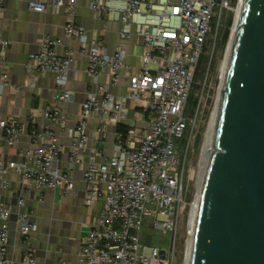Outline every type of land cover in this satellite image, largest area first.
Here are the masks:
<instances>
[{
    "label": "built area",
    "instance_id": "1",
    "mask_svg": "<svg viewBox=\"0 0 264 264\" xmlns=\"http://www.w3.org/2000/svg\"><path fill=\"white\" fill-rule=\"evenodd\" d=\"M4 1L0 0L1 86L10 81L9 42L2 29ZM241 4L238 0L236 17ZM50 6L65 9V37L79 47L60 55L61 40L45 36L40 50L29 55L27 69L32 87L39 75H55L57 103L27 123L0 120V139L8 147L16 148L26 136L18 159L0 158V264H14L8 257L13 218L22 248L20 264H40L34 242L38 207L45 203L47 192L76 195V170L82 172L84 206L93 210L101 204L99 215L79 240L77 264H170L172 254L166 251L162 257L152 243L145 244L142 229L145 217H150L154 218L150 227L177 232L186 202L185 179L194 176V169L188 167L189 150L208 76L194 116L187 119L185 110L201 60L212 45L207 75L211 68L223 12L234 6L231 0H90L96 18L106 19L113 13L121 23L122 43L112 53L103 38L90 36L78 22L79 0L28 2L30 10L40 13ZM134 37L145 49L136 65L128 61L126 44ZM75 54L87 60L91 90L80 105L75 126L69 129L71 143L64 161L66 148L59 130L68 127L62 105L75 99L67 88ZM107 75L110 82L103 83ZM123 79H127L126 94L116 95L111 88L119 87ZM129 102L135 109L131 116ZM96 119L90 138L88 130ZM110 124L116 127V136L108 156L103 147L89 148V142L102 143ZM121 124L128 126L126 132L118 130ZM188 129L189 141L182 145ZM13 174L21 187L16 209L4 199L14 195Z\"/></svg>",
    "mask_w": 264,
    "mask_h": 264
},
{
    "label": "water",
    "instance_id": "2",
    "mask_svg": "<svg viewBox=\"0 0 264 264\" xmlns=\"http://www.w3.org/2000/svg\"><path fill=\"white\" fill-rule=\"evenodd\" d=\"M217 109L189 264H264V0H242Z\"/></svg>",
    "mask_w": 264,
    "mask_h": 264
},
{
    "label": "crops",
    "instance_id": "3",
    "mask_svg": "<svg viewBox=\"0 0 264 264\" xmlns=\"http://www.w3.org/2000/svg\"><path fill=\"white\" fill-rule=\"evenodd\" d=\"M30 0H5V13L2 19L3 36L9 45L6 59L10 81L8 85H0V120L13 118L22 123L30 121L32 116H41L42 111L52 108L57 103L55 100L58 91L55 75L51 72L39 75L36 86L32 87L31 77L27 69L28 57L31 53L40 50V42L45 36L57 38L61 43L57 45L60 55H65L68 49L77 50L79 43L68 40L64 34L67 16L64 8L49 7L46 12L40 13L29 9ZM50 1V0H45ZM90 0H79L78 22L83 24L90 36H99L105 41L106 49L112 53L122 43L120 38L121 23L114 17L98 19L89 7ZM139 41L136 37L126 42L129 50L128 61L137 64ZM145 49L143 48V52ZM142 52V53H143ZM136 54V56H135ZM87 60L75 54V60L70 72L67 88L74 93L75 99L71 103L63 104L62 108L68 116V127L59 130L61 142L65 146L62 158L68 160V149L71 143L69 129L73 128L78 120L81 103L86 99L91 90L90 78L87 74ZM103 83H109V75L102 78ZM127 79H123L119 87H112L116 95H125ZM130 116L135 113L133 102H129ZM97 119L91 124L88 134L93 138V128ZM116 127L108 125L106 137L102 143L90 139L89 148L103 147L108 156H111L115 144ZM26 136L16 148L8 147L0 139V158L6 161L19 158V151L26 147ZM87 157V153L85 155ZM77 193L61 197L60 192L46 193V201L38 207L39 231L35 236V248L40 264H77V250L80 238L91 227L93 217L99 215L101 204L95 209L88 210L83 203L84 183L82 172L76 170ZM14 195L4 199L14 209L19 190L21 189L16 175H12ZM59 199L61 201H59ZM29 201V205H31ZM66 205L65 210L58 207ZM11 239L8 257L14 264H20L22 248L16 231V223L11 221Z\"/></svg>",
    "mask_w": 264,
    "mask_h": 264
},
{
    "label": "rangeland",
    "instance_id": "4",
    "mask_svg": "<svg viewBox=\"0 0 264 264\" xmlns=\"http://www.w3.org/2000/svg\"><path fill=\"white\" fill-rule=\"evenodd\" d=\"M233 1V0H231ZM234 9H227L223 12V19L221 28L219 31V36L221 34L222 28L228 23L232 17L231 24L228 28V39L225 43L218 42L214 53L211 68L207 75L209 69V63L211 59V54L213 51V46L206 50L205 56L206 60L200 66L198 73L196 74L195 83L191 90V94L187 103L185 110V117L190 119L196 113L198 103L200 100L201 91L207 77V84L205 86V92L202 97V105L199 110V115L197 118V124L194 129L193 137L191 139L189 158H188V167L194 169L193 179H189L186 176L185 184L187 187L186 192V202L182 204L181 207V217L177 232L175 234L174 248L172 253V263L171 264H187V255L190 245V221H191V205L195 203L198 196V187L199 181L202 173L203 159L205 154V144L207 142L208 134L210 132L214 112L217 109L218 97L220 86L222 82V72L224 69V64L228 50L230 47V38L236 21V5ZM114 17V14L111 13L108 18ZM137 39V38H136ZM143 52V47L139 46L137 53L140 55ZM134 126L137 124L133 123ZM190 130L188 129L185 133V136L181 141L182 145H185L189 141ZM59 193V190L57 191ZM60 209H67L66 205L59 204ZM193 209V207H192ZM163 217H160L162 220ZM154 218L145 217V222L142 229V236H145L147 233H151L153 236L152 245L157 247L159 250L170 251L172 233L166 232L160 228L150 227V223ZM168 264V262H165Z\"/></svg>",
    "mask_w": 264,
    "mask_h": 264
},
{
    "label": "bare ground",
    "instance_id": "5",
    "mask_svg": "<svg viewBox=\"0 0 264 264\" xmlns=\"http://www.w3.org/2000/svg\"><path fill=\"white\" fill-rule=\"evenodd\" d=\"M240 12V8L238 10V15ZM238 15L234 24V28L237 24V20H238ZM229 53H230V47L228 50V54L226 56V60H225V64H224V69H223V74H222V79L224 78L225 72H226V68H227V64H228V59H229ZM218 104V103H217ZM217 110L214 112V116H213V120H212V124H211V128H210V132L208 134V138H207V142L205 144V154H204V159H203V166H202V173H201V177H200V181H199V187H198V196L196 198L195 203L193 204V209H192V214H191V221H190V233H191V238H190V245H189V249H188V255H187V264L190 263V253H191V244H192V236H193V232H194V228H195V223H196V216H197V211H198V204H199V199H200V193L202 190V185L204 182V178L206 175V171H207V167H208V161L210 158L211 153L213 152V136H214V131H215V126H216V120H217Z\"/></svg>",
    "mask_w": 264,
    "mask_h": 264
},
{
    "label": "trees",
    "instance_id": "6",
    "mask_svg": "<svg viewBox=\"0 0 264 264\" xmlns=\"http://www.w3.org/2000/svg\"><path fill=\"white\" fill-rule=\"evenodd\" d=\"M231 2H232V6H235L237 0H233ZM232 17H233V15H232ZM232 17L230 18V20L228 21V23L222 28L221 34L218 37L217 45H218V42L225 43L227 41V39H228V28H229V25L231 24ZM205 60H206V56L204 55L203 58H202V60H201L200 66H201V64L203 62H205ZM200 66L198 68V71L200 69ZM198 71H197V73H198ZM127 128H128V126L127 125H123V124H121V125L118 126V130L120 132H126Z\"/></svg>",
    "mask_w": 264,
    "mask_h": 264
},
{
    "label": "flooded vegetation",
    "instance_id": "7",
    "mask_svg": "<svg viewBox=\"0 0 264 264\" xmlns=\"http://www.w3.org/2000/svg\"><path fill=\"white\" fill-rule=\"evenodd\" d=\"M170 247H171V245H170ZM173 248H174V245H173V247H172V250H170L169 252L172 254L173 253ZM171 263H172V258H171V261H170ZM170 263V264H171Z\"/></svg>",
    "mask_w": 264,
    "mask_h": 264
}]
</instances>
